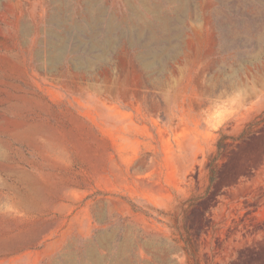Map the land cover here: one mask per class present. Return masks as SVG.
<instances>
[{"label":"rangeland","instance_id":"obj_1","mask_svg":"<svg viewBox=\"0 0 264 264\" xmlns=\"http://www.w3.org/2000/svg\"><path fill=\"white\" fill-rule=\"evenodd\" d=\"M0 264H264V0H0Z\"/></svg>","mask_w":264,"mask_h":264}]
</instances>
